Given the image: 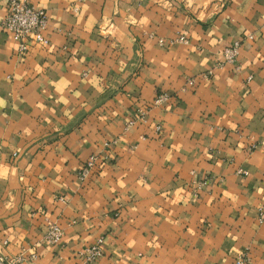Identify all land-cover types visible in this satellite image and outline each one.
Returning <instances> with one entry per match:
<instances>
[{
    "label": "crops",
    "instance_id": "0c3cea01",
    "mask_svg": "<svg viewBox=\"0 0 264 264\" xmlns=\"http://www.w3.org/2000/svg\"><path fill=\"white\" fill-rule=\"evenodd\" d=\"M28 1L46 11V45L20 53L0 28V252L264 264V0ZM51 223L60 245L44 239ZM98 238L103 254L82 261Z\"/></svg>",
    "mask_w": 264,
    "mask_h": 264
},
{
    "label": "built area",
    "instance_id": "2783aa9c",
    "mask_svg": "<svg viewBox=\"0 0 264 264\" xmlns=\"http://www.w3.org/2000/svg\"><path fill=\"white\" fill-rule=\"evenodd\" d=\"M1 1H3L5 4L6 12L5 15L0 18V28L10 33L16 42L18 51L20 53L26 52L28 50L30 45L29 41L33 40L35 43L41 45H46L48 43V39L43 35V31L46 28L48 21V17L44 9L34 6L28 0ZM248 38L251 39L252 35H249ZM177 41L186 43L187 39L184 36L179 35L175 38L169 39L168 43ZM159 42L162 44L165 41L161 39ZM239 46L240 41L235 40L223 49L224 63H235L239 52ZM209 73H211V71H208V74ZM188 83L193 84V80H188ZM166 99L167 94L162 93L157 95V97L154 99V103L160 104ZM145 119V112L142 111L133 120L129 121L126 126H129L138 120L145 121ZM155 129L157 132H159L161 130V125L157 124ZM110 144L111 143L107 142L105 143V146L109 147ZM107 158L108 156H104V159ZM98 160V155L93 154L80 165L77 171V177L79 181L84 182L87 179V177L95 169ZM203 183L205 184V181ZM200 186H202V183H200ZM256 221L259 224L264 222V200L257 206ZM44 239L52 245H60L62 241L61 227L56 223L49 224L45 231ZM102 242L103 239L98 238L94 243L83 246L81 249H79L77 251V255L84 262L95 261L103 254ZM33 259H35V255L33 253L27 256L24 253L9 255L0 252V264H26ZM249 260L250 257L248 253L243 252L235 258V264H249Z\"/></svg>",
    "mask_w": 264,
    "mask_h": 264
}]
</instances>
